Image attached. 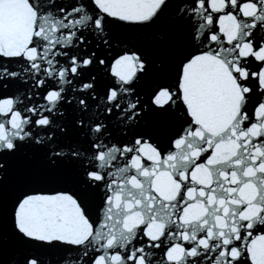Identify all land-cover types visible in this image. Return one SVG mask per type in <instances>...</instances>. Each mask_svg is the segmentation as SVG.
I'll use <instances>...</instances> for the list:
<instances>
[{
    "label": "snow or ice",
    "instance_id": "1",
    "mask_svg": "<svg viewBox=\"0 0 264 264\" xmlns=\"http://www.w3.org/2000/svg\"><path fill=\"white\" fill-rule=\"evenodd\" d=\"M0 264H264V0H0Z\"/></svg>",
    "mask_w": 264,
    "mask_h": 264
}]
</instances>
